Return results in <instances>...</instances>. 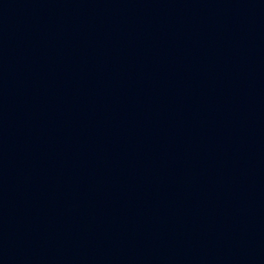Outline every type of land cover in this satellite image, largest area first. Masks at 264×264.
Listing matches in <instances>:
<instances>
[{"label":"water","instance_id":"95a60500","mask_svg":"<svg viewBox=\"0 0 264 264\" xmlns=\"http://www.w3.org/2000/svg\"><path fill=\"white\" fill-rule=\"evenodd\" d=\"M0 264H264V0H0Z\"/></svg>","mask_w":264,"mask_h":264}]
</instances>
